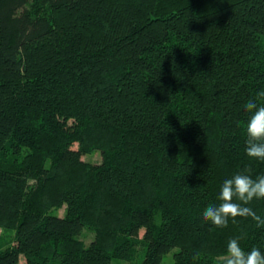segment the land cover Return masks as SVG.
Wrapping results in <instances>:
<instances>
[{
    "label": "trees",
    "instance_id": "trees-1",
    "mask_svg": "<svg viewBox=\"0 0 264 264\" xmlns=\"http://www.w3.org/2000/svg\"><path fill=\"white\" fill-rule=\"evenodd\" d=\"M261 91L264 0H0V264H221L234 237L264 252L251 217L203 219L224 179L264 175L245 151Z\"/></svg>",
    "mask_w": 264,
    "mask_h": 264
},
{
    "label": "clouds",
    "instance_id": "clouds-1",
    "mask_svg": "<svg viewBox=\"0 0 264 264\" xmlns=\"http://www.w3.org/2000/svg\"><path fill=\"white\" fill-rule=\"evenodd\" d=\"M257 98H264V91L259 92ZM244 109L250 113L245 124L246 154L250 158L264 161V103L249 99ZM250 172L251 169H245L224 179L218 197L221 203L204 209L205 221H210L217 228H225L229 218L235 221L236 217H251L258 227L264 226V219L246 206L253 199H264V175L254 179ZM240 240L241 237H234L228 241L221 264H264V252L257 247L245 251Z\"/></svg>",
    "mask_w": 264,
    "mask_h": 264
},
{
    "label": "rangeland",
    "instance_id": "rangeland-1",
    "mask_svg": "<svg viewBox=\"0 0 264 264\" xmlns=\"http://www.w3.org/2000/svg\"><path fill=\"white\" fill-rule=\"evenodd\" d=\"M65 118V117H63ZM66 124L68 126H71L72 128L77 127V122L74 121H67ZM73 149H77V145L74 144L73 145ZM24 153V150L22 151V155ZM82 160L84 162L87 163H91V164H99L101 162V155L99 151H94L93 153L89 154V155H84L82 157ZM64 210L65 207H62L61 209L58 210H51L49 211V215L52 216H57V217H63L64 216ZM3 233V231L0 229V235ZM15 232L14 231H9L6 234H2L1 236V240H0V249H4L6 247H8L10 245V242L12 240V238L14 237ZM143 235V231H141L140 233V237H142ZM80 239L83 241V243L88 246L92 240H93V234L89 231H87L86 229L83 230L82 235L80 236ZM177 251V249L172 250L171 252H169L167 255L162 257V264H173L174 259H173V255L174 253ZM141 257H138L134 262L129 263V262H124V261H119V260H114L112 261V264H135L139 261ZM21 264H23V262L21 261Z\"/></svg>",
    "mask_w": 264,
    "mask_h": 264
}]
</instances>
